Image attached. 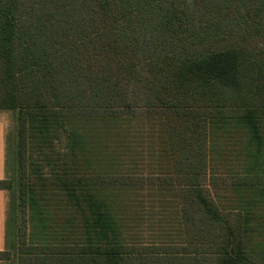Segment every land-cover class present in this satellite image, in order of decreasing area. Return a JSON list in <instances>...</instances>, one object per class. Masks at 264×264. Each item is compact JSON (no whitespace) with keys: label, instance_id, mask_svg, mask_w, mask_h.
<instances>
[{"label":"trees","instance_id":"obj_1","mask_svg":"<svg viewBox=\"0 0 264 264\" xmlns=\"http://www.w3.org/2000/svg\"><path fill=\"white\" fill-rule=\"evenodd\" d=\"M0 110V261L264 264V0H0Z\"/></svg>","mask_w":264,"mask_h":264},{"label":"crops","instance_id":"obj_2","mask_svg":"<svg viewBox=\"0 0 264 264\" xmlns=\"http://www.w3.org/2000/svg\"><path fill=\"white\" fill-rule=\"evenodd\" d=\"M6 129L7 123L0 118V180L6 177ZM7 193L0 190V251L6 247ZM0 264H6L0 261Z\"/></svg>","mask_w":264,"mask_h":264},{"label":"rangeland","instance_id":"obj_3","mask_svg":"<svg viewBox=\"0 0 264 264\" xmlns=\"http://www.w3.org/2000/svg\"><path fill=\"white\" fill-rule=\"evenodd\" d=\"M16 111H7V110H0V118L3 119L7 123V129H6V143L7 147L8 145L12 144L15 140V133H16ZM7 168L9 171H11L10 166L12 163V156L11 154L7 155ZM7 193V214L9 213V197ZM9 215L7 218L9 219ZM16 229H17V224L14 222L13 226L12 223H9V231H8V240H9V245L14 243V240L16 238ZM13 262H8L7 264H13Z\"/></svg>","mask_w":264,"mask_h":264}]
</instances>
